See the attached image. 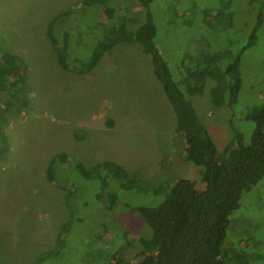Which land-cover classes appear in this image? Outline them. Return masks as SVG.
<instances>
[{"label":"rangeland","instance_id":"rangeland-1","mask_svg":"<svg viewBox=\"0 0 264 264\" xmlns=\"http://www.w3.org/2000/svg\"><path fill=\"white\" fill-rule=\"evenodd\" d=\"M78 1L0 0V48L15 55L27 74L12 97L8 92L6 100L0 99V264H32L41 250L56 244L61 224L77 220V212L84 227L99 220L104 225L109 219L112 223L106 229L110 232L123 229L119 232L123 235L126 230V244L124 236L110 240L120 243L131 264L140 262L138 236H148L149 229L130 207L157 204L165 192L150 188L179 176L200 182V166L182 156L184 143L175 132L174 115L151 73L148 56L137 43L116 44L88 72L58 64L59 52L46 35L51 20V33L61 41L59 34L66 31L77 56L83 55L86 42L90 44L100 28L96 6L80 8ZM227 1H151L156 44L180 88L182 55H194L200 49L222 51L223 61H227L245 41L253 21L247 1ZM222 8L235 9L223 28L213 22ZM263 24L255 43L241 53V85L234 104H213L208 89L214 82L208 78L200 92L187 96L218 151L230 137L229 118L247 140L252 124L244 118V111L264 98ZM67 51L63 54L68 57ZM11 103L19 111L7 115ZM61 154L63 158L58 160ZM50 159H54L59 184L66 181L68 205L64 203L66 191L44 175ZM97 162L121 166L127 177L150 190L119 189L114 206L126 209L118 213L116 207L108 215L103 205L110 195L104 190L100 198H94L113 178L104 172L86 178L74 170L77 163L87 168ZM112 185L109 182V191H116ZM202 187L200 183L198 189ZM72 226L78 224L72 222ZM106 229L102 237L109 235ZM90 238L86 233L85 242ZM224 241L264 255V175L240 193ZM115 258L113 255L110 261ZM62 259L56 264L74 260L69 252Z\"/></svg>","mask_w":264,"mask_h":264},{"label":"trees","instance_id":"trees-1","mask_svg":"<svg viewBox=\"0 0 264 264\" xmlns=\"http://www.w3.org/2000/svg\"><path fill=\"white\" fill-rule=\"evenodd\" d=\"M151 1L79 0L77 3L80 8L101 6L94 7V10H99L101 14L98 19L100 28L90 44L86 42L82 56L73 53V45L69 44L66 31L59 34L61 41L58 40V35L51 33L53 20L50 21L46 34L51 46L59 52L58 64L64 69H73L78 73L88 72L99 58L116 44L137 43L141 51L148 56L151 73L159 83L174 115L175 132L182 137L184 143L182 156L200 166V182L179 176L157 188H150L153 192H165L157 204L130 207L134 215L149 229L148 236H138L143 258L133 264L262 263L264 255L233 246L224 240L231 212L239 205L240 193L249 190L264 175V98L244 111V118L252 124L247 140H244L242 133L229 118L228 127L231 134L218 151L187 96L200 92L208 78L207 80L214 82L208 89L213 104H224L227 107L236 102L241 85L240 56L243 50L253 45L257 39V31L264 21V0H246L253 21L245 41L230 60L223 61L222 51L208 52L202 49L197 50L194 55L181 56L178 67L179 71H182L179 81L182 88L178 86V81L173 80L157 47ZM234 13L235 9H219L213 22L223 28ZM0 49V99L5 97L6 100L8 92L12 97L16 89L24 84L27 74L15 55L6 49ZM66 49L68 57L63 54ZM8 106L10 110L6 111L7 115L19 111L18 107L13 108L15 104ZM61 158L63 154L58 160ZM53 161L54 159H50L47 163L44 175L56 188L66 191L64 203L67 204L70 192L65 188L66 181L59 184ZM74 168L79 175L86 178L96 177L100 172L113 178L109 182L116 186V191H109L107 182L106 187L95 193L94 198H100L101 191L104 190L110 195V199L103 205L108 215L113 214L116 207L118 213L126 209L121 205L114 206L119 189H149L134 177H127L126 170L112 162H97L87 168L77 163ZM200 183L203 187L198 189ZM77 213V220H66L65 226L60 225L61 233L56 234V244L41 250L32 264H56L63 260L64 252H69L73 257L71 264H131L124 258L120 243L110 240L124 236L126 244V230L123 235L119 234L123 229L110 232L106 229V224L112 223L109 219L104 225H99V220L95 225L86 228L84 220L81 221V216ZM90 217L94 218L95 215ZM72 222H76L78 226L73 227ZM105 229L109 235L102 237L101 233L103 234ZM86 233L93 239L85 242ZM108 236L110 238H106ZM113 255H116V258L111 262Z\"/></svg>","mask_w":264,"mask_h":264}]
</instances>
